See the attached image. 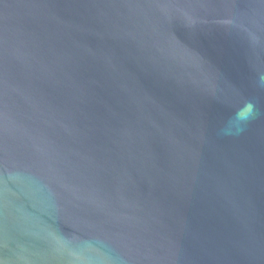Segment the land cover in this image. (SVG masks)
Segmentation results:
<instances>
[{"label": "water", "instance_id": "obj_1", "mask_svg": "<svg viewBox=\"0 0 264 264\" xmlns=\"http://www.w3.org/2000/svg\"><path fill=\"white\" fill-rule=\"evenodd\" d=\"M0 264H264V0H0Z\"/></svg>", "mask_w": 264, "mask_h": 264}]
</instances>
